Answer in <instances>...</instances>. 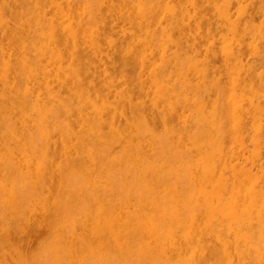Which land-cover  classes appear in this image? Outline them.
Returning a JSON list of instances; mask_svg holds the SVG:
<instances>
[{"label":"bare ground","instance_id":"bare-ground-1","mask_svg":"<svg viewBox=\"0 0 264 264\" xmlns=\"http://www.w3.org/2000/svg\"><path fill=\"white\" fill-rule=\"evenodd\" d=\"M182 1L0 0V264H264V0Z\"/></svg>","mask_w":264,"mask_h":264},{"label":"rangeland","instance_id":"rangeland-1","mask_svg":"<svg viewBox=\"0 0 264 264\" xmlns=\"http://www.w3.org/2000/svg\"><path fill=\"white\" fill-rule=\"evenodd\" d=\"M186 2H187V0H185ZM184 0L182 1V4L185 2ZM224 1H226V2H232L233 4H235V0H223V1H221V4L224 2ZM245 1V4H247L248 2H253L254 4H255V6L257 5V2L259 1V0H244ZM187 4H188V2H187ZM185 5V4H183V6L185 5V7H187V8H185L186 9V11L187 12H191L190 11V9H188V7H189V5ZM234 7L235 8H233V9H235L236 10V4L234 5ZM206 10H208V9H206ZM206 10H204V12L202 13V14H208L209 12H207V13H205L206 12ZM209 11V10H208ZM246 11V10H245ZM211 12V11H210ZM217 12H219V11H217ZM214 13H215V15H216V11L214 12L213 10H212V12L210 13V14H208V16H210L211 15V17H212V14H213V17L215 16L214 15ZM220 14V12L219 13H217V15H219ZM221 15V14H220ZM217 17H219V16H217ZM215 18H216V16H215ZM215 20V19H214ZM256 38H258V37H256ZM259 39V38H258ZM250 40V39H249ZM248 40V41H249ZM251 40H253V39H251ZM249 41V46H250V44H252V46H257L256 44H258V42L257 41H259V40H257V39H254V42L253 41ZM257 43H256V42ZM251 42V43H250ZM253 42V43H252ZM259 43H260V41H259ZM255 44V45H254ZM259 46H261L260 44H259ZM259 46H257V47H259ZM263 168H264V166H262Z\"/></svg>","mask_w":264,"mask_h":264}]
</instances>
